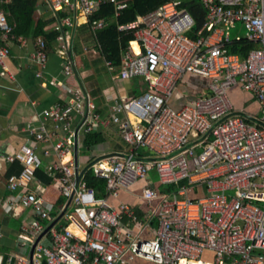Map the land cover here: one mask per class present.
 <instances>
[{"label": "built area", "instance_id": "obj_1", "mask_svg": "<svg viewBox=\"0 0 264 264\" xmlns=\"http://www.w3.org/2000/svg\"><path fill=\"white\" fill-rule=\"evenodd\" d=\"M44 1L57 19L56 43L66 59L65 78L75 76L76 65L70 57L74 37L64 27L88 24L96 38L92 52L103 55L99 33L111 20L92 17L112 3L115 20L126 7L120 0ZM200 1L206 18L198 30L192 15L181 8L182 0L117 25L121 39H132L120 47L119 66L104 58L110 71L118 69L113 79H143L142 95L120 97L105 118L86 90L70 89L66 103L42 112L44 120L52 122L51 130L44 122L27 124L33 144L24 143L4 156L8 163L22 166L6 180V188L16 194L7 212L22 206L33 216L22 225L17 247L0 252V264H133L139 258L156 264H264V127L234 114L229 94L239 85L255 95L264 113V0ZM10 2L0 0L2 76L9 74L11 43L27 41L16 34L17 24L2 8ZM238 23L254 45L246 57L226 51ZM48 45L45 38L36 39L32 58L39 79L49 61ZM187 74L208 79L210 95L174 107ZM111 125L130 150L102 153L81 169L71 156L79 134ZM141 147L153 155L140 154ZM51 155L56 160L46 172L68 200L57 214L31 187L34 182L42 186L35 171ZM95 182L102 185H92ZM140 183L141 192H132ZM196 190L204 191L192 196ZM123 193L147 209L139 213L121 201ZM61 214L31 258L30 248ZM62 220L67 225H59ZM206 252L214 255L213 262L201 259Z\"/></svg>", "mask_w": 264, "mask_h": 264}, {"label": "crops", "instance_id": "obj_2", "mask_svg": "<svg viewBox=\"0 0 264 264\" xmlns=\"http://www.w3.org/2000/svg\"><path fill=\"white\" fill-rule=\"evenodd\" d=\"M37 8L38 16L47 21V28L55 31L57 19L48 10L45 1L38 0ZM64 28L74 37L73 49L70 55L76 65L74 77L65 78L63 68L66 59L60 54L55 40L52 45L48 43L49 61L44 70L43 77L37 78L38 66L33 60L32 54L38 37L23 35L21 36L27 39L26 44L21 45L17 41H14L10 45V57L7 60L9 74L2 76L0 73V230L3 234L0 240V252L3 253L11 252L17 247L22 225L33 216L31 210L22 206H18L15 211L9 210L7 212V206L10 200L16 197V194H13V192L6 188V180L10 175L18 174L17 171L22 166L18 162L8 163L4 156L16 152L24 143L29 142L33 144L34 141L28 136L29 133L26 130L27 124L32 122L34 126H39L44 122L47 128L51 130L52 122L44 120L42 112L57 104L66 103L72 96L70 89L86 90L97 105L99 114L105 118L110 117V107L120 97H138L146 91V87H141V94L138 95L136 90L130 86L121 88L118 86H107V81L105 79L101 81V77H97L98 74L95 71V65H99L100 61L104 63V67L110 73V79L114 83L120 81L128 82L141 78L130 80L113 79L118 74V69L115 68L113 72L110 71L105 60L107 58L106 55L94 54L92 52L96 44V38L94 40L95 43L90 39L88 24L80 23L76 28L69 26H65ZM237 37H240L241 40H246V36L237 35L233 39L234 42L238 41L236 40ZM85 48L88 49V53H86ZM226 51L229 53L227 49ZM115 66H119V64ZM209 84L208 79L187 74L179 84L172 105L180 108L187 102L207 95L210 93ZM229 94L233 102L234 114L247 116L248 118H245L248 121L264 127L256 122L257 120L264 122V113L261 103L254 94L244 91L239 85L233 86ZM251 119L256 121H252ZM115 132L119 134L114 125H111L110 128H99L98 131L92 134H103L106 137V141L92 147L85 146L86 135L79 134L73 143L71 156L80 165L81 169L86 168L93 160V157L99 156L102 153H111L107 145V138ZM42 147V145L38 147L40 154H42ZM82 149L92 150V157L80 158L79 153ZM129 150L112 152H127ZM55 160L56 157L54 155L43 158V166L35 171V176L41 181L42 186L37 185L36 182L31 183L33 189L40 191V197L45 199L47 207L53 214H57L60 202L68 201L66 196L61 194L55 179L49 177L46 172V167L51 165ZM38 172L43 176H39ZM44 177L50 180L49 184L44 180ZM203 191L196 190L191 194L192 196H200L203 194ZM120 199L134 206L139 213L147 209L144 203L142 204L139 199L128 193H123ZM113 202L117 203L118 201ZM133 264L156 263L139 258Z\"/></svg>", "mask_w": 264, "mask_h": 264}, {"label": "trees", "instance_id": "obj_3", "mask_svg": "<svg viewBox=\"0 0 264 264\" xmlns=\"http://www.w3.org/2000/svg\"><path fill=\"white\" fill-rule=\"evenodd\" d=\"M125 4L122 14L113 20L115 14V5L112 3L104 4L100 10L92 17V20L108 19L111 20L110 26L101 31L99 34L102 44L103 53L108 60H112L115 65L120 63V47L128 45L132 39L130 36L122 37L117 32L118 24H126L134 21L138 16L145 15L172 0H120ZM38 0H11L9 4L3 5L2 8L8 14L11 23H16V34L27 37L43 36L49 44H53L58 36V32L47 28V21L38 16L37 8ZM181 8L186 9L195 20V30L202 27L206 11L200 0H182ZM254 48V45L247 40L235 41L227 47L229 53H237L242 57H246L248 52ZM106 141L103 134H87L85 137V146L92 147ZM22 167L18 169L20 173ZM42 173V172H41ZM39 176H43L38 172ZM49 184L50 180L44 177ZM102 185L100 182L92 183V185ZM64 202H60L61 206Z\"/></svg>", "mask_w": 264, "mask_h": 264}, {"label": "rangeland", "instance_id": "obj_4", "mask_svg": "<svg viewBox=\"0 0 264 264\" xmlns=\"http://www.w3.org/2000/svg\"><path fill=\"white\" fill-rule=\"evenodd\" d=\"M89 37L92 39V41L95 43V37L92 33L91 30L88 29ZM237 35L240 36H246V30L244 28V25L242 23H238L236 26V29L231 31V36L234 39ZM95 71L97 72V77H101V81H104V79L107 81L106 85L107 86H112V87H124V86H130L133 87L136 90V93L138 95L141 94L140 88H145L144 81L143 79H135L133 81H128V82H118L114 83L111 81V76L108 70L104 67V63L102 61L99 62V65H95ZM210 93H208L206 96H209ZM107 145L110 148V152L112 151H124V150H129L130 147L120 138L119 134L117 132L112 133L110 136L107 138ZM202 149H199L201 151ZM140 154H146L148 156H152V152H150L147 148L141 147L139 149ZM80 158H91L93 155L92 150L88 149H82L79 153ZM152 178L154 182H158V176L156 174H152ZM141 183L132 187L131 191H135L136 193L141 192ZM72 210V208H71ZM59 225H67V222L65 220H62ZM203 261H208V262H213L214 261V255L212 253L206 252L203 254L202 258Z\"/></svg>", "mask_w": 264, "mask_h": 264}, {"label": "water", "instance_id": "obj_5", "mask_svg": "<svg viewBox=\"0 0 264 264\" xmlns=\"http://www.w3.org/2000/svg\"><path fill=\"white\" fill-rule=\"evenodd\" d=\"M241 115V114H240ZM241 116H244V115H241ZM244 117H246V118H248L247 116H244ZM252 121H256V120H253V119H251ZM256 122H258L259 124H261L262 126H264V122H261V121H259V120H257ZM114 154H117V155H122V154H120V153H114ZM144 160H150V159H144ZM80 177L81 176H79L78 177V179H80ZM71 202V200L69 201V203ZM62 217V214L49 226V228H47L46 230H45V232L37 239V241H36V243H35V245L32 247V249H31V258L33 257V253H34V249H35V246H36V244L40 241V239L43 237V235L45 234V233H47L49 230H50V228H52L59 220H60V218Z\"/></svg>", "mask_w": 264, "mask_h": 264}]
</instances>
